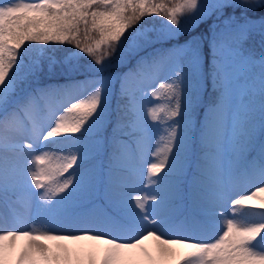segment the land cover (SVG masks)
<instances>
[{
  "label": "snow or ice",
  "instance_id": "6c2138e0",
  "mask_svg": "<svg viewBox=\"0 0 264 264\" xmlns=\"http://www.w3.org/2000/svg\"><path fill=\"white\" fill-rule=\"evenodd\" d=\"M206 2V0H205ZM264 6V0H215L213 7L224 6ZM202 0H186L175 6L165 7L164 3H150L149 0H8L0 3V86H4L10 73L17 64L18 56L26 42H37L48 45L54 42L59 45H74L82 53L91 57L96 65H102L112 58L129 29L141 18L146 16L164 15L169 24L177 29L182 19L178 13L186 12L189 15L204 7ZM159 9L160 11H157ZM188 16V15H187ZM246 38V31L241 30L233 38L231 44H213L216 55L213 58L212 85L219 92L217 101L210 105L201 136V145L208 148L215 143L217 148L222 141L225 130L224 110L231 104L232 137L238 138L239 150L245 151L244 138L249 134L248 124L256 111L264 112V102L258 107L236 104V99L243 90L239 83L241 73L252 61L240 55L239 45ZM234 45V46H233ZM183 50H177L151 62H142L134 71L127 73L121 82V93L127 95L125 82L130 76H139L146 69L163 72L169 70L171 83L159 85L168 88L173 107L170 112L171 123L167 128V140L161 152L157 153L159 162L152 163L147 169L150 191L148 195H140L143 185V172L139 179L126 178L118 165H114L109 172V192L116 202L124 206L131 218V227L141 230L135 240L118 241L116 237L95 234L85 230L81 234H60L51 229L59 227L64 221L48 215L49 206L53 197H62L74 188L72 173L62 182L57 181L58 175L69 173L78 165V154L68 151L67 157H60L55 163L53 157L45 152L36 155L35 163L38 170L31 171V182L28 181L29 169L26 158L14 165L15 180L10 177L13 164L5 157L0 156V193L5 195L12 189L18 188L26 197H30L32 205L38 195L41 203L35 212V221L49 225L48 231H19L0 228V264H62L69 260H86L91 264H130L125 253L137 249L149 237L156 239L160 244L161 257L165 260H174L175 264H264V246L257 249V243L264 245V149L260 152L258 172L243 175L248 183H254L256 191L251 194L242 193L232 200V206L251 204L259 216L258 220L248 223H238L235 217L223 213L217 214L214 210L227 204V199L217 198L214 189H205L195 180L192 182V195L203 200L208 206L211 215L218 216V220L211 223V228L219 229L213 239H192L185 235L162 238L165 235V215L170 204L182 196L179 183H172L169 177L183 175L184 165L182 155L188 149L189 122L184 119L187 112V101L183 92V73L179 66V56ZM103 81H86L78 85H70L61 89L41 91L36 96L29 97L24 103L12 111L0 114V128H5L10 122L27 115L41 101L53 96L71 97L73 90L81 87L102 85ZM152 85L141 81L140 91L147 96ZM260 97L264 98V60H262L261 74L258 81ZM156 93H153L155 95ZM103 97V88L94 87L87 99H69L60 107L62 114L55 116L54 126L45 134L43 129L36 135V141L44 143L55 141L62 134H79L88 121L98 112ZM67 105V107H64ZM133 125L140 127L143 136L151 139L147 128V120L141 119L140 110L135 102L131 109ZM152 119H156L155 110L151 112ZM66 143L76 144V140H67ZM29 149L33 147L27 144ZM32 155L31 152L28 153ZM162 155V158H159ZM62 161V162H61ZM158 177V178H156ZM33 186L34 189L33 190ZM38 190H43L41 191ZM151 200L156 217L149 219L146 204ZM138 210V211H137ZM88 217L79 221L86 223ZM225 223L221 227L220 221ZM222 229V230H221ZM159 233V234H157ZM25 241L22 250L13 255L16 242ZM57 242L55 245L45 242ZM92 241L108 247L102 255L85 254L82 249H73L68 243ZM68 242V243H65ZM187 249L188 251H181Z\"/></svg>",
  "mask_w": 264,
  "mask_h": 264
},
{
  "label": "rangeland",
  "instance_id": "374dc122",
  "mask_svg": "<svg viewBox=\"0 0 264 264\" xmlns=\"http://www.w3.org/2000/svg\"><path fill=\"white\" fill-rule=\"evenodd\" d=\"M8 0H0V3H7ZM27 2H39V0H27ZM186 2V0L184 1ZM215 0H202L205 6L200 8L199 11L189 15L186 12L178 13V16L182 19L180 26L174 29L168 21L165 22L163 28L159 29L153 36L146 31L138 33L132 41L128 44L125 50L118 55L116 59L111 61H105L104 67L108 69L117 68L123 62L127 63L131 58L139 57L140 62H151L158 57H153L149 60L148 56L145 54V50H151L152 46L157 44V42H164L165 40L175 37L178 34L185 32V30L196 26L199 22L206 19L208 15L216 11V9H222L224 7L216 8L212 5ZM188 15V16H187ZM219 26V30L228 31L232 28H258L261 29L264 34V16H260L258 19L247 18L246 15L229 16L224 18L217 24H214L215 28ZM187 46L181 45L179 47L171 48V52H176L177 50H185ZM192 57L190 59L191 64L195 66L197 74L200 78L204 77V66L202 63V58L200 52L195 47H191ZM169 53V54H170ZM74 62L73 65H75ZM83 68H90L98 66L92 60L86 61ZM180 66V64H179ZM170 66L169 70L163 72L156 71L154 69H146L137 76H130L125 82V87L128 92L130 101L132 102L131 108L133 106V101L135 102L136 108L140 110L141 119L147 120V128L150 136V140L146 139L140 127L132 125L134 131L133 135L129 139L123 141L121 148V154L114 156V165L122 170V174L126 178L139 179V174L143 172V185L140 195H148L150 191V186L148 183L147 169L152 163H158L159 159L157 156L158 152H161L165 142L167 140L168 123L158 124L157 116L159 112L163 109L165 102L164 98L160 97L161 88L159 85L161 83L166 84L171 81L169 78L171 74ZM102 68V67H101ZM100 68V69H101ZM127 70L123 77L129 73ZM244 72L241 73V75ZM240 75V76H241ZM122 77V78H123ZM115 76L100 77V76H86L76 81L71 85L82 84L86 81H103L102 85H94L93 87H81L79 89L73 90L71 97L68 96H53L49 97L47 100L42 101L43 104L36 105L29 114L21 116L16 121L8 124L5 128H0V156L5 157L13 164V173H15L14 165L18 161H24L26 158L27 167L29 169L28 181L31 182V171L38 170V165L35 163L36 155H43L48 152L54 159H56L57 153H64L70 151V146L72 144L66 143L70 140L71 134H62L63 138H56L55 141H48L44 143H39L36 141V135L40 133L43 127H45L41 135L45 134L52 126H54L55 116H53V111L57 110V115L62 114L64 108H60L66 100L69 99H87L94 87H102L107 84L111 89V93L115 92V86L121 90L122 80ZM141 81L147 82L152 86L148 89L147 96L140 91ZM258 81H252V83L246 84L244 80H239L243 90L236 99V104L247 105L246 97L251 95L257 85ZM14 83L12 72L10 73L9 79L4 86H0V106L14 91ZM65 86H60L59 89ZM56 89V88H52ZM153 93H156L153 95ZM202 97V96H201ZM64 107H67L65 105ZM207 109L205 110V118L203 119V126L205 123ZM155 110L156 119H152L151 112ZM233 106L230 104L224 110L225 118V130L222 141L217 148L216 144H211L204 153V161L198 166L200 172L197 175H192L189 178V182L195 180L201 187L208 189L212 188L217 193V198L227 199L228 202L222 207H217L214 211L217 214H225L229 217H235L238 223H248L259 219L256 211L249 205L243 206H232V200L236 199L242 193L251 194L252 191H256L254 183H248L244 178V171L247 170L249 174L258 172L260 165V152L264 149V138L259 147L256 150L255 157L258 160L255 162H250L245 167H241L242 160L244 157L250 153L252 146L248 143V136L244 138L246 148L242 153L239 150L238 138L232 137V115ZM107 114L114 112V103H110L106 108ZM189 122L188 128V143L190 142L195 128L194 119L190 118L187 120ZM194 128V129H193ZM201 132L199 141L201 143ZM31 143L32 148L26 147L27 144ZM31 152L32 155L29 156L28 153ZM162 158V155L159 157ZM53 159V160H54ZM185 176L188 173V165L183 161ZM99 160L87 161L83 164V167L77 170L79 173L86 168H100ZM112 167H109L104 173V180H106L105 185L101 187V190L96 188V195L102 197V202L99 200L94 201L86 206L81 207V209L74 216L65 217L63 223L59 227H53L51 230L60 234L76 235L81 234L85 230L93 231L95 234L114 236L118 241L135 240V237L139 234L138 229L131 227V218L128 210L118 204L114 197L110 195L109 192V172ZM75 174V173H74ZM158 178V177H156ZM15 180V174L12 178ZM101 184V178H97ZM182 178L173 183H179L182 196L179 197L169 206V210L165 215L164 228L165 235L162 238H168L169 236L176 237L185 235L192 239H213L219 229L211 228V223L214 220H218V216L211 215L208 212V206L203 200H198L193 197L192 192L186 197L182 191L184 187L182 184ZM264 186V185H262ZM33 190L34 186H33ZM43 192V190H38ZM95 195V196H96ZM41 203L39 201L38 195L34 198L32 205V200L30 197H26L21 191L15 197H9L4 193H0V221L3 220L6 224L5 230H19V231H48L49 225L45 223H40L35 221V212L38 211ZM108 205V208L104 206ZM151 205V200L146 204V212L142 215H147L149 219H155L156 214L154 206ZM138 211V210H137ZM9 214V217L7 216ZM49 215V214H48ZM88 217V220L84 224H80L79 221ZM225 222L220 221L221 227ZM222 230V229H221ZM159 234V233H157ZM25 241L16 242V247L13 250V255L19 254L22 250ZM55 245L53 242H45ZM68 243V242H65ZM68 246L73 249H82L85 254L102 255L103 250L108 246L104 244H96L92 241H81L78 243H68ZM262 244L257 246L260 249ZM181 251H188L183 249ZM125 257L130 264H175L174 260H165L161 257L160 244L159 241L149 237L144 240L137 249L131 250L125 253ZM62 264H91V262L86 260H69L62 262Z\"/></svg>",
  "mask_w": 264,
  "mask_h": 264
},
{
  "label": "trees",
  "instance_id": "16d2710c",
  "mask_svg": "<svg viewBox=\"0 0 264 264\" xmlns=\"http://www.w3.org/2000/svg\"><path fill=\"white\" fill-rule=\"evenodd\" d=\"M185 0H149L150 3H164L165 7L175 6ZM157 11H160L157 9ZM246 15L247 18L258 19L264 16V6L261 7H246L231 5L222 9H216L205 20L196 24V26L185 30L175 37H171L164 42H157L152 46L151 50H145V54L149 60L153 57H163L171 52V48L179 47L181 45L187 46L182 54L179 56L180 69L183 73V92L185 100L187 101L186 120L194 119L195 128L193 136L188 143L187 151L182 155L181 159L188 165V173L185 176H171L170 182L182 180V191L186 197L192 192V183L189 178L192 175H197L200 170L198 166L204 161V152L207 148H203L199 135L204 130L203 119L204 112L210 105L214 104L219 96V92L213 88L212 85V71L213 58L216 53L213 50V44L229 43L231 44L233 38L241 30L246 31V38L239 45L240 55L244 58L250 59L252 62L246 66L244 73L239 80H244L246 84L252 81L259 80L261 74L262 60H264V34L261 29L242 27L228 29V31L219 30L217 24L224 18L229 16ZM141 22H137L132 29H129L124 39L120 43L115 55L108 61L116 59L122 50L128 46L132 39L146 31L153 36L159 29L163 28L167 21L164 15H151L141 18ZM153 34V35H152ZM195 47L200 52L202 63L204 66V77L200 78L197 74L195 66L191 64L192 57L191 47ZM234 46V45H233ZM92 60L86 53L80 52L74 45H59L50 42L48 45L39 44L37 42H26L22 47L18 56L17 64L12 70L14 91L11 95L6 97L0 107V114L4 111H12L18 105L24 103L29 97L38 95L41 91L51 90L54 85L70 86L78 81L83 76H115L123 80V74L127 70L134 71L138 65L141 64L139 57L131 58L127 63L123 62L117 68L108 69L102 65L90 68H83L86 61ZM107 61V60H106ZM75 63V65H73ZM102 67V68H101ZM101 68V69H100ZM82 79V78H81ZM171 83V82H169ZM167 83V84H169ZM115 92L112 94L109 85L103 86V97L98 112L88 121L81 133L72 134L70 140H76L78 143L70 146V151L78 154V165L76 168L69 170V173L58 175L57 181L62 182L71 173L74 176V188L65 193L62 197H54L55 201H63L65 207L56 204L54 213L65 217V215L75 213L77 205H73L72 201L76 200L78 205L90 204L100 197L96 195V188L101 190L105 185L103 173L111 167L114 160V155L121 154L123 141H126L133 135L134 131L131 128L133 125V118L131 115L132 102L128 95L121 93L120 88L115 86ZM161 97L164 98V109L159 113L158 119L160 123L172 122L170 112L173 107V101L170 99L171 92L168 88L161 89ZM202 96V97H201ZM264 102V98L260 97L258 85L256 89L251 92V95L246 97V104L248 106H255ZM110 103H114V112L107 114L106 108ZM11 123V122H10ZM249 144L252 145L250 153L247 154L242 161L246 162L253 158L256 148L262 142L264 136V112L256 111L248 124ZM63 138V137H61ZM68 152L62 154L57 153L55 163L59 156L67 157ZM98 159L100 161V168H86L82 172H78L83 164L87 161ZM62 162V161H61ZM75 173V174H74ZM12 178V172L10 173ZM101 178V184L97 180ZM104 188V187H103ZM12 193L14 191L10 190ZM9 191V193H10ZM256 211V210H255ZM260 243H257L259 245Z\"/></svg>",
  "mask_w": 264,
  "mask_h": 264
},
{
  "label": "bare ground",
  "instance_id": "6f19581e",
  "mask_svg": "<svg viewBox=\"0 0 264 264\" xmlns=\"http://www.w3.org/2000/svg\"><path fill=\"white\" fill-rule=\"evenodd\" d=\"M7 216H8V215H7ZM5 225H6V224L4 223V221H3V220H1V221H0V228H4V227H5Z\"/></svg>",
  "mask_w": 264,
  "mask_h": 264
}]
</instances>
